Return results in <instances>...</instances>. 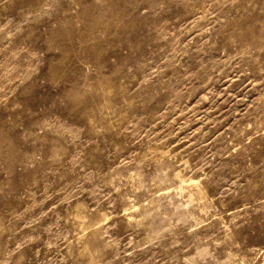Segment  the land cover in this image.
I'll return each instance as SVG.
<instances>
[{
    "label": "rangeland",
    "instance_id": "374dc122",
    "mask_svg": "<svg viewBox=\"0 0 264 264\" xmlns=\"http://www.w3.org/2000/svg\"><path fill=\"white\" fill-rule=\"evenodd\" d=\"M0 264H264V0H0Z\"/></svg>",
    "mask_w": 264,
    "mask_h": 264
}]
</instances>
